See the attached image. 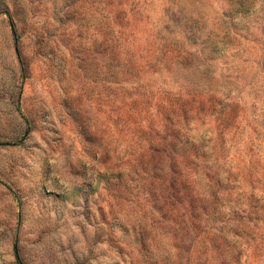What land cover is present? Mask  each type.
<instances>
[{
    "label": "rangeland",
    "instance_id": "1",
    "mask_svg": "<svg viewBox=\"0 0 264 264\" xmlns=\"http://www.w3.org/2000/svg\"><path fill=\"white\" fill-rule=\"evenodd\" d=\"M0 264H264V0H0Z\"/></svg>",
    "mask_w": 264,
    "mask_h": 264
},
{
    "label": "trees",
    "instance_id": "2",
    "mask_svg": "<svg viewBox=\"0 0 264 264\" xmlns=\"http://www.w3.org/2000/svg\"><path fill=\"white\" fill-rule=\"evenodd\" d=\"M18 52V51H17Z\"/></svg>",
    "mask_w": 264,
    "mask_h": 264
}]
</instances>
